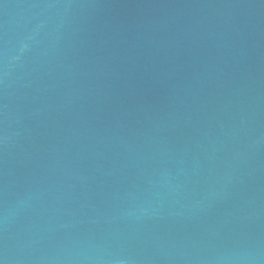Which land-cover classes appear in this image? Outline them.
Here are the masks:
<instances>
[{
  "label": "water",
  "instance_id": "water-1",
  "mask_svg": "<svg viewBox=\"0 0 264 264\" xmlns=\"http://www.w3.org/2000/svg\"><path fill=\"white\" fill-rule=\"evenodd\" d=\"M0 264H264V0H0Z\"/></svg>",
  "mask_w": 264,
  "mask_h": 264
}]
</instances>
